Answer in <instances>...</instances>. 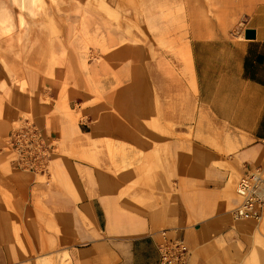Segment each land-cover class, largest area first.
<instances>
[{"label": "crops", "instance_id": "crops-1", "mask_svg": "<svg viewBox=\"0 0 264 264\" xmlns=\"http://www.w3.org/2000/svg\"><path fill=\"white\" fill-rule=\"evenodd\" d=\"M238 1L230 11L248 17L244 32L255 29V38H246L244 33H201L191 38L193 78L189 77L196 83L192 87L184 76L180 83L172 67L160 71L150 61L144 74L132 78L135 100L139 99L135 105H140L143 91L161 100V122L172 134L165 144V162L157 167L165 173L158 172L152 189H135L142 196L150 191L153 200L163 204L141 213L110 206L114 199L108 184L102 180L92 184L88 177L87 183H78L73 173L78 164H70L69 179L45 183L13 169L0 152V264L51 260L53 264H159L163 231L184 238L191 250L190 264H264V203L259 219L236 220L232 215L240 202L231 179L233 171L241 176L261 169L264 177V0H247L242 7ZM57 8L62 4L57 3ZM11 13L7 10L5 19ZM125 53L114 55L119 60ZM11 54L13 59L26 56L23 51ZM17 62L7 68L11 73L5 80L0 75V148L13 122L28 113L55 150V172H61L67 163L59 154L83 131L75 117L61 112L57 80L51 90L35 72L43 71L28 64L16 69ZM15 69L22 74V85ZM121 71L117 68L115 73L124 89L125 72ZM107 113L102 107L92 135L114 141L127 137L135 146L142 144V129L149 130V125L141 112H135L132 125ZM190 121L196 122L197 137L217 139L220 145L194 144L181 136L175 141L174 131L188 134ZM227 138L234 149L218 141ZM173 171L178 172L177 178ZM175 186L179 194L176 204H171Z\"/></svg>", "mask_w": 264, "mask_h": 264}, {"label": "rangeland", "instance_id": "rangeland-1", "mask_svg": "<svg viewBox=\"0 0 264 264\" xmlns=\"http://www.w3.org/2000/svg\"><path fill=\"white\" fill-rule=\"evenodd\" d=\"M139 1L142 2L0 0V75H3V80L11 73L7 68L17 59L19 62L16 69L21 65L23 67V64L40 69L43 72H35L41 80H46L49 88L53 87L55 80L60 84L57 91L62 105L60 110L66 117H75L83 131V135L79 134L75 143L67 144V150L64 149L59 154L67 163L61 172H55V150L46 172L34 173L14 165L13 154L7 144L8 135L27 123H33L28 113H22L13 122L3 137L0 152L4 153L13 169L33 174L37 180L45 183H60V179H69L70 164H78V170L73 171L74 174L77 173L78 183H87V177L92 184L104 181L108 184L110 197L114 199L109 203L110 206L137 213L143 210L149 212L152 206L163 204V201L156 203L150 191L142 196L137 195L135 189H152V181L158 172L165 173V170L161 171L157 167L160 168L161 163L165 162V144L172 134L166 124L161 122V100L143 91L140 105H135L139 99L135 100L132 78L134 75L144 74L149 61L160 71H168L172 67L179 73L184 50H190L191 38L201 33L242 35L249 22L244 13L236 16L230 11L235 0H145L144 5ZM248 1L239 0L237 5L242 7ZM57 3L62 4L61 9L57 8ZM42 6L46 10L43 11ZM7 10L12 12L10 19H5ZM118 19L120 20L116 21ZM121 50L126 53L118 60L114 53ZM11 51L18 52L19 55L23 51L26 56L13 59L15 56L10 57L13 55ZM117 68L125 72L124 89L121 88L123 81L115 73ZM16 69L13 73L17 76L19 85H22V74ZM108 71L110 75H105ZM185 77L190 85V77ZM55 103L60 105L59 101ZM102 107L110 113L108 117L112 118L113 114L131 125L135 112H141L149 125V130L142 129L141 147L135 146L133 140L127 137L120 141L103 140L90 133L92 125L100 120ZM98 116L99 119L96 120ZM188 126V134H176L174 131L173 139L176 141L181 136L194 144L200 141L212 146L220 145L217 139L197 137L194 132L196 122L190 121ZM174 129L176 130V125ZM219 140L223 146L224 143L227 145L228 150L234 149L228 138ZM177 173L173 171L174 178H177ZM239 176L234 170L231 177L234 187ZM95 185L93 188L97 189ZM176 188L177 186L171 204L177 202L176 195L179 191ZM98 205L96 203L100 209ZM16 226L17 233L21 236V224ZM62 258L64 260L65 255ZM51 263L53 264L52 260L46 262Z\"/></svg>", "mask_w": 264, "mask_h": 264}, {"label": "built area", "instance_id": "built-area-1", "mask_svg": "<svg viewBox=\"0 0 264 264\" xmlns=\"http://www.w3.org/2000/svg\"><path fill=\"white\" fill-rule=\"evenodd\" d=\"M16 167L37 172H46L53 156V148L47 143L40 129L34 123H27L13 130L7 139ZM240 199L232 210L237 220L259 219L264 203V177L261 169L241 175L235 187ZM159 264H190L191 250L184 238L168 236L163 231V239L158 245Z\"/></svg>", "mask_w": 264, "mask_h": 264}, {"label": "bare ground", "instance_id": "bare-ground-1", "mask_svg": "<svg viewBox=\"0 0 264 264\" xmlns=\"http://www.w3.org/2000/svg\"><path fill=\"white\" fill-rule=\"evenodd\" d=\"M15 1V0H14ZM48 1V0H47ZM140 2V1H139ZM138 2V3H139ZM140 3H142L143 5L145 4V0H142V2H140ZM141 5V4H140ZM139 7V6H138ZM141 9H142V7H141ZM142 11V10H141ZM143 12V11H142ZM118 13V12H117ZM120 16V15H119ZM137 16H138V13H137ZM116 17V16H115ZM121 19V18H120ZM120 19H118V20H116V21H119ZM137 21V20H136ZM104 41V40H103ZM103 45H105V44H103ZM105 48V47H104ZM106 49V48H105ZM174 53V52H173ZM175 55V54H174ZM184 58H183V61H182V63L180 62V64H182V66H181V68H180V71H179V73H178V75L177 76H179V80H180V83L183 81L182 80V77L184 76H191L192 77V74H193V65H192V57H191V52H190V50L189 49H185L184 50ZM177 57V56H176ZM176 59V58H175ZM177 61V60H176ZM193 78V77H192ZM195 78V77H194ZM192 80V79H191ZM195 81V80H194ZM193 82V81H192ZM192 82H191V84H192ZM190 84V85H191ZM193 84H196V83H194L193 82ZM191 88V87H190ZM193 88H195V87H193ZM104 250V249H103ZM112 252V251H111ZM67 253V252H66ZM59 254V253H58ZM64 254H65V252H64ZM114 254V253H113ZM105 255H107V253L105 254ZM99 256V255H98ZM97 256V257H98ZM66 257V256H65ZM96 257V256H95ZM111 257V256H110ZM45 259V258H44ZM97 259V258H96ZM105 259V258H104ZM110 259H112V258H110ZM108 260H109V258H108ZM93 263H95V262H93Z\"/></svg>", "mask_w": 264, "mask_h": 264}, {"label": "water", "instance_id": "water-1", "mask_svg": "<svg viewBox=\"0 0 264 264\" xmlns=\"http://www.w3.org/2000/svg\"><path fill=\"white\" fill-rule=\"evenodd\" d=\"M244 35L246 38H255L256 31L253 28H247L245 29Z\"/></svg>", "mask_w": 264, "mask_h": 264}]
</instances>
